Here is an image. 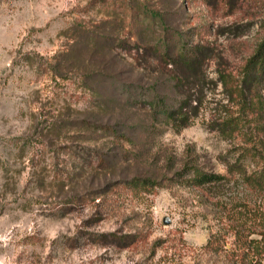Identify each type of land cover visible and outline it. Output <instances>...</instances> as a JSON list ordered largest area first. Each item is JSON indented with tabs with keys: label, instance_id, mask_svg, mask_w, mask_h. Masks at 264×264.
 Segmentation results:
<instances>
[{
	"label": "rangeland",
	"instance_id": "1",
	"mask_svg": "<svg viewBox=\"0 0 264 264\" xmlns=\"http://www.w3.org/2000/svg\"><path fill=\"white\" fill-rule=\"evenodd\" d=\"M143 6L211 55L208 81L193 89L199 114L179 130L148 109L155 92L169 107L181 95L154 42L132 36L129 16ZM263 35L261 0L243 11L202 0H0V264H226L227 215L241 211L249 227L264 216V193L238 176L221 191L197 187L192 171L264 167V112L240 134L215 129L239 111L218 65L236 75ZM109 232L135 242L93 236ZM219 234L218 249L208 246Z\"/></svg>",
	"mask_w": 264,
	"mask_h": 264
},
{
	"label": "trees",
	"instance_id": "2",
	"mask_svg": "<svg viewBox=\"0 0 264 264\" xmlns=\"http://www.w3.org/2000/svg\"><path fill=\"white\" fill-rule=\"evenodd\" d=\"M202 1L209 8H222L230 11L234 9L243 11L246 2H248V0ZM261 3L264 4V0H261ZM142 8L141 16L134 13L129 16L130 21L128 23L133 25L134 32L132 36L135 37V43L145 48L148 41L154 42L151 52L163 63L164 72L174 81V86L181 95L178 104L169 107L166 98L155 92L148 109L153 121L161 118L163 122H167L174 129L179 130L187 127L199 114L202 100L194 97L195 92L193 89L196 84L202 87L208 81L205 67L207 60H211V55L208 51H203L204 46L201 44L188 48L186 33L178 31L169 33L167 31L169 28L167 18L164 15L145 6ZM154 28L161 30L163 33L161 35L156 33ZM218 64L220 63L218 62ZM218 66L216 71L218 81L226 88L230 100L238 106L239 111H237V117L233 115V110L230 111L229 116L217 124L215 129L222 134L233 136L242 133L246 126L244 120L249 115H251V119L256 120L264 112V99L260 94L264 85V35L255 45L251 54L244 60L240 71L236 75L233 74V69H229L226 65ZM240 167L239 164L229 166L228 173L232 177L193 168L192 182L197 187H207L213 191H221L232 183V178L238 176L237 180L242 181L252 192L256 194L264 193V167L259 172L252 174H246ZM140 182L147 183L146 180H140ZM219 203L225 202L217 200L216 204ZM235 210L233 209V212H230L226 217L229 222H233L231 247L222 249L227 260L226 264H262L264 261L263 213H261L260 219L253 221L248 227L238 225L237 220L242 222V213L237 211L236 214ZM256 214H260L258 213V207L254 210V215ZM93 236L103 246L117 245L123 242V247H129L135 242L133 237L129 235L122 236L116 232L93 234ZM223 238L224 236L221 234L214 236L208 242V246L214 244L215 248L218 249V243Z\"/></svg>",
	"mask_w": 264,
	"mask_h": 264
},
{
	"label": "water",
	"instance_id": "3",
	"mask_svg": "<svg viewBox=\"0 0 264 264\" xmlns=\"http://www.w3.org/2000/svg\"><path fill=\"white\" fill-rule=\"evenodd\" d=\"M169 221H168V219H165V223H168Z\"/></svg>",
	"mask_w": 264,
	"mask_h": 264
}]
</instances>
